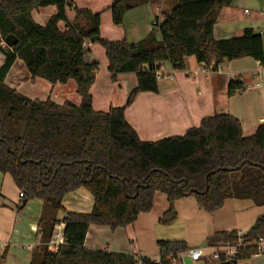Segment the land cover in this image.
<instances>
[{"label":"trees","instance_id":"16d2710c","mask_svg":"<svg viewBox=\"0 0 264 264\" xmlns=\"http://www.w3.org/2000/svg\"><path fill=\"white\" fill-rule=\"evenodd\" d=\"M147 2L113 0L108 7L112 23L121 25L126 8ZM233 2L177 0L161 19H153L152 32L159 33L160 42L153 43L150 35L132 44L100 38V13L73 6V0H0V37L14 40L0 65V172L23 192L22 200L41 202L37 229L42 244L32 251L28 264H173L179 253L188 250L184 241L158 240L157 261L83 245L90 224L111 230L125 227L151 210L155 192L163 193L168 203L158 219L164 225L176 220L173 203L188 191L207 213L221 208L227 199L264 204V122L243 136L237 118L218 113L203 117L182 135L142 141L124 116L139 92H157L156 70L164 62L175 70L184 69L188 57L213 69L242 58L264 65V33L246 28L239 37L213 36L221 9ZM49 5L55 6V13L44 25L37 24L31 11ZM67 8L74 11L71 20ZM59 21L65 23L64 30L58 29ZM84 42L104 49L112 81L118 74H135L136 86L123 105L93 109L90 87L99 64L86 59L90 48ZM16 59L32 79L51 84L72 80L79 104L31 100L6 86L4 78ZM244 89L243 82L230 80L227 95ZM79 188L93 199L89 213L66 211L61 205L67 193ZM59 223L64 224L63 240L51 251L48 243ZM237 238L235 230L218 231L206 244L235 243ZM241 238L251 244L239 248L231 262L221 256L219 264H237L258 253L253 242L264 240V213ZM2 260L1 253L0 264Z\"/></svg>","mask_w":264,"mask_h":264},{"label":"crops","instance_id":"0c3cea01","mask_svg":"<svg viewBox=\"0 0 264 264\" xmlns=\"http://www.w3.org/2000/svg\"><path fill=\"white\" fill-rule=\"evenodd\" d=\"M77 1L73 0V6L78 7ZM112 1L103 0L102 6L94 12L100 13V38L125 39L132 44L141 43L150 35H152L153 43L160 42L159 33L152 32L153 19L155 16L161 19L164 13L169 12L177 4V0H149L147 3L126 8L122 24L114 25L108 9ZM231 7L232 5L222 8L217 17L213 29V36L216 40L239 37L246 28L260 34L264 33V30L256 27L259 22H235L230 16ZM55 11L56 8L53 5L39 7L31 11V17L37 24L44 25ZM243 12H246V9ZM257 15L264 18V7ZM66 16L68 20L73 18L72 8L66 9ZM64 26L63 21L57 23L59 30H64ZM96 46L101 49H97ZM89 48L90 59L95 61L97 59L96 62L99 64L95 72L94 83L90 87L93 109L107 111L110 107L123 105L129 92L136 86L135 74H118L116 80L112 81L107 70L104 49L98 44H91ZM7 50H9L8 47L6 48L3 44L0 46V65L4 60L3 52ZM208 67L198 64L193 57L184 60L182 70L173 69L168 62L162 64L164 74L170 75L171 78L158 77L157 92H139L124 111L126 121L136 131L140 140L157 141L169 136L182 135L188 128L198 126L203 117L218 113H228L237 118L243 136L254 133L257 126L264 122V65L251 58H242L222 64L219 70H209ZM235 79L243 82L245 89L233 96H228V83ZM3 82L31 100L44 101L49 98L58 104L70 101L75 105H78L80 101L75 93L72 80L66 83L51 84L40 78L32 79L20 59H16L11 65ZM70 97L74 100H70ZM21 200L11 177L0 172V244L3 245L0 253L3 255V264H28L32 251L42 244L37 229L41 202L35 200V203L26 206L27 201L20 208L17 205L21 203ZM61 205L66 211L89 213L93 207V199L85 189L79 188L67 193ZM25 206V211L19 213ZM133 223L115 230L107 226L90 224L83 245L88 249L143 256L129 238L134 233ZM129 226H131L130 232L126 230ZM55 227L50 242H55L58 246L63 240L64 224L59 223ZM108 229L111 234L115 233L114 231H121L117 232L120 249L110 247L117 245L115 243L117 241L112 243L111 238L105 241L104 235L108 233ZM124 232L129 234L128 238ZM191 248L196 247L188 246V249ZM158 258L157 253L151 259L157 261ZM244 260L249 261L250 264H264V254H257ZM193 262L195 261L186 257L178 264H192ZM204 263L211 264L206 260Z\"/></svg>","mask_w":264,"mask_h":264},{"label":"rangeland","instance_id":"374dc122","mask_svg":"<svg viewBox=\"0 0 264 264\" xmlns=\"http://www.w3.org/2000/svg\"><path fill=\"white\" fill-rule=\"evenodd\" d=\"M102 3L103 0H78L77 6L88 8L94 13L95 10H98L102 6ZM231 5L230 16L235 22H259L256 27L264 30V18L262 16H256V14L262 11L264 0H235ZM244 9H246V12H243ZM3 46L8 47L6 44H3ZM96 48L101 49L98 46ZM96 61L98 60L96 59ZM164 73L163 75L166 77L162 76V78H171L170 75ZM44 83L46 84V82ZM69 99L74 100L71 97ZM17 200L20 201L18 198ZM32 203H35V200H29L26 206ZM26 206L19 213H23ZM167 208L166 196L161 192H155L151 210L146 213H141L133 223V236L130 235L129 237V234L127 235V232H124L126 237L131 238L134 246L136 245L138 247L141 255L149 258L155 257L158 253V240H181L186 242L189 247H203L206 245V239L214 232L236 230L237 236L239 233L242 236L249 230L255 219L264 213V204L256 206L250 199H227L221 208L212 213H207L198 207L194 197L190 195L174 201L173 208L177 213L175 221L168 225L158 223V219ZM126 230L130 232L131 226L127 227ZM107 232L104 235L105 241H109L110 238L112 239V243H114L113 241H117L115 242L117 245L110 246L111 249H120L119 234L117 232L121 231H114L115 233L111 234L109 233L110 229H108ZM231 244H236V242ZM206 252L209 253L210 250H206ZM204 261L199 260L192 264H205ZM206 262L219 264L218 260L212 258L207 259ZM237 264H250V262L240 260Z\"/></svg>","mask_w":264,"mask_h":264},{"label":"built area","instance_id":"2783aa9c","mask_svg":"<svg viewBox=\"0 0 264 264\" xmlns=\"http://www.w3.org/2000/svg\"><path fill=\"white\" fill-rule=\"evenodd\" d=\"M264 7V5H263ZM0 44H4V41L0 37ZM83 46L85 47H90L89 43L84 42ZM87 60H90L89 58H86ZM209 70H219L220 66H218L216 69H213L211 66L208 67ZM163 69L162 66L160 65L159 68L156 70V77H166L163 75ZM19 197H23V192L19 191ZM241 233L238 234V238L236 241V244H231L228 241H223V242H217L215 244H212L210 246H205V247H196V248H191L186 250L183 253H179L176 258L172 260L173 263H177L184 258H189L192 261H199V260H207V259H215L219 260L221 256L224 257V262H231L234 260L239 253V248H244L245 246L251 244L250 243H244L241 238ZM253 244L257 246L258 253L257 254H263L264 252V240L263 239H258L257 241H254ZM216 245V246H214ZM3 245L0 244V248H2ZM48 249L51 251H55L57 249V243L55 242H49L48 243ZM206 250H210V252H206ZM1 254V253H0ZM256 254V255H257ZM210 257V258H209Z\"/></svg>","mask_w":264,"mask_h":264},{"label":"water","instance_id":"95a60500","mask_svg":"<svg viewBox=\"0 0 264 264\" xmlns=\"http://www.w3.org/2000/svg\"><path fill=\"white\" fill-rule=\"evenodd\" d=\"M4 44H6V46H8V47L13 46V44H14V40H13V38H12L11 36H7V37L4 39ZM191 193H192V191H188L187 193H184V194H183V197H184V196H190ZM25 203H26V200H25V199L22 200L21 205H20V208H22V207L25 205Z\"/></svg>","mask_w":264,"mask_h":264}]
</instances>
